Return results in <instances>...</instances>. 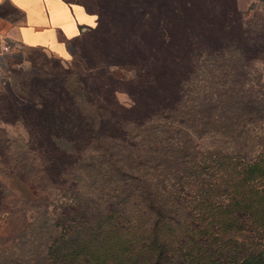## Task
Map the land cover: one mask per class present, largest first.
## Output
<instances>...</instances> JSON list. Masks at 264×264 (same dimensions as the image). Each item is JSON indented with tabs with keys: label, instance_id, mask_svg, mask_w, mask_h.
Here are the masks:
<instances>
[{
	"label": "trees",
	"instance_id": "16d2710c",
	"mask_svg": "<svg viewBox=\"0 0 264 264\" xmlns=\"http://www.w3.org/2000/svg\"><path fill=\"white\" fill-rule=\"evenodd\" d=\"M100 1L85 3V8L96 14L89 29L105 23L111 29L101 67H133L131 79L118 80L125 85L134 82L139 88L134 95L128 86L122 87L132 97L131 103H121L115 88L92 76L89 81L81 80L80 95L65 88V94H70L68 107L57 91L45 86L40 88V100H28L25 107L0 92V118L7 112L5 115L25 130L28 147L34 143L45 162L61 165L79 160L81 151L90 144L96 147L102 142L108 149L114 144L108 141H124L125 134L116 137L100 131L119 122L110 116L114 112L111 107L156 113L162 120L177 116V188L173 189L177 195L171 192L155 200L136 174L128 175L121 167L120 179L129 187L115 201L121 208H108L95 220L94 215L87 216L83 224L95 229L108 225L110 231L115 230L113 234L126 226L152 234L132 238L74 234L77 237L64 243L52 260L66 258L64 263L69 264H172L179 257L182 264H192L203 255L211 261L218 257L232 260L236 254L243 257L244 238L232 236L251 230L252 220L264 229V132L253 155L246 150L241 154L197 152L191 141L193 134L199 137L212 127L215 119L221 132L228 128L235 138L246 139L250 124H264V84L256 90L192 86L200 73L212 78L210 70L217 60L234 58L240 69L235 74L241 76L248 64L264 60V17L237 10L234 2L226 4L225 11L224 0H176L175 5L171 0ZM170 14L177 16V23ZM80 96L89 108L81 105ZM145 116L119 123L138 125L153 117ZM244 139L241 147L247 143ZM225 234L231 237L223 239ZM115 240L120 244L110 243ZM6 264L19 263L9 259Z\"/></svg>",
	"mask_w": 264,
	"mask_h": 264
},
{
	"label": "rangeland",
	"instance_id": "374dc122",
	"mask_svg": "<svg viewBox=\"0 0 264 264\" xmlns=\"http://www.w3.org/2000/svg\"><path fill=\"white\" fill-rule=\"evenodd\" d=\"M247 1L224 0L223 6L234 2L237 10L264 17V3L245 8ZM175 2L171 0L172 5ZM170 19L177 23L176 15L170 14ZM110 33L111 29L106 23L87 30L73 41L68 55L63 58L39 48L26 51L20 60L5 66L0 75V92H6L25 107L28 100H40V88L45 86L57 91L68 107L70 94H65V88L80 95L81 92L77 90L81 80L89 81L92 76H98L115 88L116 97L121 103L128 105L132 97L122 91V87L128 86L134 95L139 88L134 82L128 81L125 85L118 80L131 79L133 67L111 64L107 68L101 67ZM5 63L6 58H1L0 64L3 66ZM244 70V76L235 74L240 69L234 58L217 60L210 70L212 78L200 73L192 87L206 84L212 89L251 87L256 90L264 84V60L258 59L244 67ZM78 99L82 106L89 108L85 98L80 96ZM111 108L114 112L110 116L116 122L142 119L145 115V118L153 117L143 124L135 125L132 122L120 125L117 122L101 129V132L116 137L125 134V139L108 141L114 143L108 149L102 142L96 147L90 144L81 151L79 160L61 165L45 162L44 154L39 152L34 143L28 147L22 125L11 120L9 114L5 115L7 112H3V119L0 118V264H6L9 259H15L19 264H69L64 263L66 258L60 262L52 259L57 258V251L63 250L64 243L77 237L74 234L88 238L95 235L132 238L136 234H152L147 230H143V234L138 227L132 226H126L113 234L115 230L110 231L108 225L95 229L89 227V224H83L87 216L94 215L92 219L95 220L96 215L106 214L108 208L113 211L121 208L115 201L120 200L129 189L120 179L118 169L121 167L128 175L136 174L138 182L152 193L155 200L171 192L177 195V191H173L177 188V116L162 120L155 116L156 113L149 115L142 110ZM215 120H212L214 125L199 137L193 134L191 142L197 152L218 150L241 154L246 150L248 155L257 152V142L264 132L263 123L250 124L244 139L243 136H232L228 128L221 132L217 125L218 119ZM228 122L231 125V121ZM243 139L247 143L241 147L240 140ZM144 196L150 198L147 194ZM146 214H150L149 210H146ZM132 216L135 217V214ZM226 237L231 236L222 235L223 239ZM232 237L244 238L246 250L243 257L236 254L232 260L229 257H218V260L211 261L209 256L203 255L192 264H264V229L255 224L254 220L251 221V230L235 233ZM116 241L110 243L114 242L115 246L120 244ZM98 251H102V248ZM172 264L182 262L177 257Z\"/></svg>",
	"mask_w": 264,
	"mask_h": 264
},
{
	"label": "crops",
	"instance_id": "0c3cea01",
	"mask_svg": "<svg viewBox=\"0 0 264 264\" xmlns=\"http://www.w3.org/2000/svg\"><path fill=\"white\" fill-rule=\"evenodd\" d=\"M87 1L0 0V59L6 58L0 75L31 49L67 56L73 41L95 24L96 14L85 8ZM260 2L264 0H248L245 8Z\"/></svg>",
	"mask_w": 264,
	"mask_h": 264
},
{
	"label": "built area",
	"instance_id": "2783aa9c",
	"mask_svg": "<svg viewBox=\"0 0 264 264\" xmlns=\"http://www.w3.org/2000/svg\"><path fill=\"white\" fill-rule=\"evenodd\" d=\"M7 46H8L7 44H4V47H3V48H4V50H6Z\"/></svg>",
	"mask_w": 264,
	"mask_h": 264
}]
</instances>
